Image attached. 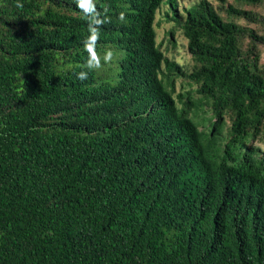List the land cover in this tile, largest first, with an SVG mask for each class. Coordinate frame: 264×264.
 Here are the masks:
<instances>
[{
	"label": "trees",
	"instance_id": "1",
	"mask_svg": "<svg viewBox=\"0 0 264 264\" xmlns=\"http://www.w3.org/2000/svg\"><path fill=\"white\" fill-rule=\"evenodd\" d=\"M221 1L94 0L90 70L77 0H0V264H264V0Z\"/></svg>",
	"mask_w": 264,
	"mask_h": 264
},
{
	"label": "rangeland",
	"instance_id": "2",
	"mask_svg": "<svg viewBox=\"0 0 264 264\" xmlns=\"http://www.w3.org/2000/svg\"><path fill=\"white\" fill-rule=\"evenodd\" d=\"M180 4V8L186 7L189 4L195 2L196 0H178ZM214 2L216 6L224 5V1L221 0H211ZM229 4H237L235 0H226ZM225 4L224 6H226ZM246 10H252L255 13H258L260 16V21L258 22H248L246 20H241L240 23L243 25H247L254 29L258 35H264V5L258 6H244ZM168 13L172 16V10L168 7V5H163L161 10L156 14V24L155 30L157 34V43L160 45L161 50L165 53V55L175 60L180 66L185 69H191L193 62L190 58V55L187 52V40L183 36L182 32L174 27L175 22L170 21L165 14ZM173 31V37L170 35V32ZM248 42V40L246 41ZM258 49L261 52V60L260 63L264 65V44H258ZM194 91L195 85L189 84L184 79H177L176 81V92L175 96L179 93L186 91ZM199 96L196 93H193L192 99L198 98ZM178 99V98H177ZM205 110H209L207 107H204Z\"/></svg>",
	"mask_w": 264,
	"mask_h": 264
},
{
	"label": "clouds",
	"instance_id": "3",
	"mask_svg": "<svg viewBox=\"0 0 264 264\" xmlns=\"http://www.w3.org/2000/svg\"><path fill=\"white\" fill-rule=\"evenodd\" d=\"M77 6L89 17V32L90 35L85 41L84 47L88 52L87 68L90 70H96L103 67V64L110 62L113 59V53L106 51L104 56L96 50V45L99 40V25L102 24V20L99 19V13L96 9L94 0H77ZM123 19V14H121ZM103 61V63H102ZM87 72L81 71L77 74L78 79H87Z\"/></svg>",
	"mask_w": 264,
	"mask_h": 264
}]
</instances>
